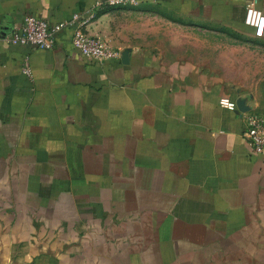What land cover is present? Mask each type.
Wrapping results in <instances>:
<instances>
[{
  "label": "crops",
  "instance_id": "0c3cea01",
  "mask_svg": "<svg viewBox=\"0 0 264 264\" xmlns=\"http://www.w3.org/2000/svg\"><path fill=\"white\" fill-rule=\"evenodd\" d=\"M108 1L0 0V264H264L240 102L264 72L245 23L264 0ZM27 14L91 18L120 57H85L71 26L52 49L9 42Z\"/></svg>",
  "mask_w": 264,
  "mask_h": 264
},
{
  "label": "built area",
  "instance_id": "2783aa9c",
  "mask_svg": "<svg viewBox=\"0 0 264 264\" xmlns=\"http://www.w3.org/2000/svg\"><path fill=\"white\" fill-rule=\"evenodd\" d=\"M109 4H138L139 0H109ZM101 2L98 3L100 5ZM94 17V15H93ZM91 18L74 14L69 20L50 23L47 19L34 14H27L20 23L13 26L6 39L13 44H28L33 48L52 49L56 44L57 34L66 26L73 28L72 43L85 57L103 63L120 57L118 49L101 36L88 33L85 26ZM245 23L256 29L258 35L264 32V13L255 5L247 6ZM24 74L32 77V69L28 60L22 68ZM230 97H223L221 105L229 107ZM244 121L243 136L253 154L264 156V116L253 110L241 112Z\"/></svg>",
  "mask_w": 264,
  "mask_h": 264
},
{
  "label": "rangeland",
  "instance_id": "374dc122",
  "mask_svg": "<svg viewBox=\"0 0 264 264\" xmlns=\"http://www.w3.org/2000/svg\"><path fill=\"white\" fill-rule=\"evenodd\" d=\"M121 8H124L125 10H128V11L132 10L131 6H123ZM185 23H187V25L188 24L196 25L195 22H191V21H188V22H185ZM199 26L203 27L201 25H199ZM258 36H261V35H258ZM183 40H185L184 41L185 45H192L191 41H195L196 42L197 41V37L196 36L191 37V35H189V36H187V38H184ZM107 41H109V40H107ZM158 41L160 43H167L168 45L170 44V40L165 35L159 36ZM206 50L208 52H209V50H211L210 52H213L212 49H206ZM245 77L250 78L251 81H253L252 83H255V84L243 85L244 90L249 92V96H244L241 99L246 101V104L249 106L250 110L256 111L257 113H259L262 116H264V79H261L260 82L258 83V78L264 77V72L262 73L261 76H258V74H256L254 77H249L247 75L244 76V78ZM250 102H253V105H249Z\"/></svg>",
  "mask_w": 264,
  "mask_h": 264
},
{
  "label": "water",
  "instance_id": "95a60500",
  "mask_svg": "<svg viewBox=\"0 0 264 264\" xmlns=\"http://www.w3.org/2000/svg\"><path fill=\"white\" fill-rule=\"evenodd\" d=\"M241 112H244V111H247V110H249L250 108H249V106H247V104H246V101L245 100H243V99H241Z\"/></svg>",
  "mask_w": 264,
  "mask_h": 264
}]
</instances>
